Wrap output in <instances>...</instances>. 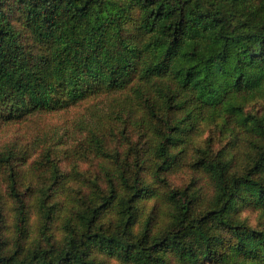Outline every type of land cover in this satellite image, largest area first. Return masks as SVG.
<instances>
[{
  "label": "trees",
  "instance_id": "trees-1",
  "mask_svg": "<svg viewBox=\"0 0 264 264\" xmlns=\"http://www.w3.org/2000/svg\"><path fill=\"white\" fill-rule=\"evenodd\" d=\"M102 96L0 146V264H264V0H0V125Z\"/></svg>",
  "mask_w": 264,
  "mask_h": 264
},
{
  "label": "rangeland",
  "instance_id": "rangeland-1",
  "mask_svg": "<svg viewBox=\"0 0 264 264\" xmlns=\"http://www.w3.org/2000/svg\"><path fill=\"white\" fill-rule=\"evenodd\" d=\"M109 99L111 98L106 96L92 98L65 111L39 116L36 115L22 122L0 125V146L7 141H15L22 144L27 143L28 145L45 142L49 145L53 143L57 146H64L65 148L73 147V149H75L78 137L83 134L82 129L79 127L81 125V119L83 122H86L89 118L90 111H95L94 113L98 111L97 114H101L106 107L111 106V104L108 103ZM258 107L257 104H252L250 106L251 109L255 110L258 109ZM211 135H213L214 138L213 147L215 149H220L225 145L227 141L226 136L215 128L202 131L197 142L205 144ZM33 149L34 153L32 159H35L39 150L36 148ZM94 162L95 159L92 154L82 156L79 160L80 167L85 171L91 170ZM63 164L65 165L64 159ZM192 176V172L187 168L178 174L172 175L169 181L173 187L180 188L187 185ZM201 184L206 187L208 186L205 180H202ZM2 189L4 193H7L6 185H3ZM14 206L15 203L12 199H6L4 217L6 225L10 227L14 224ZM244 215L248 216L252 222L257 218V213L250 211H246ZM107 264L119 263L114 260H108Z\"/></svg>",
  "mask_w": 264,
  "mask_h": 264
}]
</instances>
